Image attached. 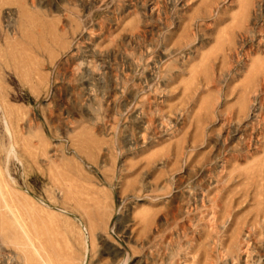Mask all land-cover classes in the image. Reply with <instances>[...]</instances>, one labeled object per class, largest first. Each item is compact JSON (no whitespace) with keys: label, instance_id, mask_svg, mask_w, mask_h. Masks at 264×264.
Masks as SVG:
<instances>
[{"label":"rangeland","instance_id":"1","mask_svg":"<svg viewBox=\"0 0 264 264\" xmlns=\"http://www.w3.org/2000/svg\"><path fill=\"white\" fill-rule=\"evenodd\" d=\"M45 256L264 264V0H0V264Z\"/></svg>","mask_w":264,"mask_h":264},{"label":"bare ground","instance_id":"2","mask_svg":"<svg viewBox=\"0 0 264 264\" xmlns=\"http://www.w3.org/2000/svg\"><path fill=\"white\" fill-rule=\"evenodd\" d=\"M23 17H25V16H23ZM28 20V19H27ZM81 21V20H80ZM23 24V23H22ZM24 26V25H23ZM23 31V30H22ZM30 32V31H29ZM26 33V32H25ZM29 34V33H28ZM27 35V34H26ZM40 35V34H39ZM24 37V36H23ZM7 41H8V38H7ZM9 43V42H8ZM6 44V47H7V43H5ZM38 46V45H37ZM9 47V46H8ZM11 47V46H10ZM14 47V46H13ZM23 47V46H22ZM21 47V48H22ZM28 47V46H27ZM36 47V46H35ZM34 47V48H35ZM24 48V47H23ZM33 48V47H32ZM25 49H27V48H25ZM25 49H23V50H25ZM36 49H37V47H36ZM11 50V49H10ZM13 50V49H12ZM83 69V68H82ZM72 75V74H71ZM84 80L86 81V82H88L89 81V77H84ZM61 82V81H60ZM134 99V98H133ZM132 99V100H133ZM246 105V104H245ZM252 116V115H251ZM117 134V133H116ZM121 134V133H120ZM123 136V135H122ZM150 138V137H149ZM18 158V157H17ZM24 166V165H23ZM44 167V166H43ZM39 170V169H38ZM48 172V171H47ZM41 173V172H40ZM35 186V185H34ZM149 188V187H148ZM184 189V188H183ZM185 190V189H184ZM26 193V192H25ZM33 198V197H32ZM40 203V202H39ZM48 208V207H47ZM9 210V209H8ZM185 211V210H184ZM96 214V213H95ZM134 215V214H133ZM79 216V215H78ZM87 218H88V215H87ZM87 220V219H86ZM159 221V220H158ZM116 223H118V222H116ZM48 226V225H47ZM90 226V225H89ZM67 228V227H66ZM209 228V227H208ZM236 228V227H235ZM77 229V228H76ZM142 229V228H141ZM80 231H82V230H80ZM139 231H140V229H139ZM232 232V231H231ZM138 233V232H137ZM186 233V232H185ZM234 233V231L232 232V234ZM257 233H259V232H257ZM73 234V233H72ZM89 234V233H88ZM132 234V233H131ZM231 235V234H230ZM232 236V235H231ZM240 236V235H239ZM70 237V236H69ZM82 237V236H81ZM136 237V236H135ZM231 238V237H230ZM82 239V238H81ZM93 239V238H92ZM78 240V239H77ZM83 240V239H82ZM218 240V239H217ZM213 241V240H212ZM200 243V242H199ZM101 245V244H100ZM200 245V244H199ZM251 245V244H250ZM199 248V247H198ZM110 249H111V247H110ZM37 252V251H36ZM125 253H127V252H125ZM39 254V253H38ZM132 254V253H131ZM9 255V254H8ZM45 255V254H44ZM193 255V254H192ZM84 256V255H83ZM15 258V257H14ZM25 260V259H24ZM28 260V259H27ZM42 260L44 261V264H46L47 263V258H46V256L45 257H43L42 258ZM173 260V259H172ZM9 262V261H8ZM9 264V263H8ZM218 264V263H217Z\"/></svg>","mask_w":264,"mask_h":264}]
</instances>
